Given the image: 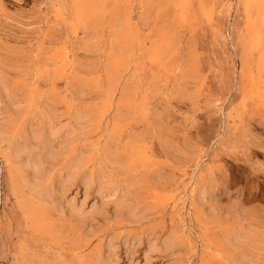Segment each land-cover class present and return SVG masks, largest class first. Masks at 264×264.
Instances as JSON below:
<instances>
[{"label": "bare ground", "instance_id": "1", "mask_svg": "<svg viewBox=\"0 0 264 264\" xmlns=\"http://www.w3.org/2000/svg\"><path fill=\"white\" fill-rule=\"evenodd\" d=\"M112 1L118 6L119 1L122 5H131L133 0L70 1L73 7L72 26L75 29L83 28L88 34L85 38L87 41L80 48L96 49L104 54V60L96 68V73L100 71V74L97 73L99 76L94 74V78H85L82 85L77 84L80 73L76 68V57H70L63 46L47 49L39 42L28 64L0 60V158L6 167L10 196L30 229L29 234L18 242L15 264H47L50 261L47 251L51 247L60 246L66 241L71 244L88 242L100 235V241L107 243V253L99 255V262L94 261L97 264H155L159 258L164 259L161 264H183L182 257L176 252L179 248L176 250L175 238L180 235L174 238L169 234L160 238L157 234L149 233V229L148 233L143 234L116 233L113 229H118V225H115L117 221L125 222L126 226H140L148 219L151 210L166 202L165 193L161 195L154 182L142 178L140 170L143 169L148 175V170L157 163L148 156L145 134L138 130V126L140 123L151 125V128L153 125L161 126L159 121L149 122L152 104L149 93L160 88L154 80L167 84L171 77L179 73L177 84L169 89L167 96L183 97L187 94L183 81L187 83L197 78L194 77L197 73H193L197 71L195 50L189 45L186 54L178 58L183 53H176L174 37L159 40L152 50L149 49L143 27L134 23L131 12L119 18L118 26L110 22V30H115L116 34L112 33L106 48L99 47L98 31L104 22L107 23L109 3ZM153 1L145 0L144 7H150ZM171 1H175L176 7L183 10L184 18L190 0ZM54 2L63 8L67 0ZM245 7L252 20L241 41V63L248 73L257 68L259 74H264V0H245ZM176 55L178 59L174 58ZM146 61L155 66L150 68L148 74H144ZM60 80L64 82L63 90H58ZM262 87L253 80L251 88L244 89L243 97H259ZM88 89L97 98L94 106L84 103L74 107L77 101H82ZM62 105L66 106L63 112L60 111ZM225 116L226 125L218 136L219 145L223 147L230 143L235 145L233 135L240 130L241 123L237 121L241 119L239 113L233 117V123L228 119L232 114ZM91 138L96 141L92 148H88L86 144ZM183 152L186 154L185 150L178 152L179 158ZM184 156L182 158L185 159ZM200 164H195L194 173L190 175L194 180L190 196L194 209L199 211L197 213L195 210L199 214L196 215L199 217H196L199 220L198 228L203 231L202 245L207 248V252L204 254L201 251L203 254L199 256H203L202 262L250 264L249 261L257 257L256 264H264L263 228L259 231V226L264 222L257 217L259 213L246 208L238 212L235 208L236 211L233 210V206H222L215 189L217 180L214 171L218 164L210 160L201 164L203 166ZM229 215H233L230 217L235 221L238 219L232 227L239 224L240 228L231 227L233 219L227 218L230 222L224 220ZM239 219L243 223L247 221L249 225L241 227ZM66 229L70 231H62ZM109 229L101 233V230ZM180 241L185 243V240ZM38 242H46L40 251L31 247V243ZM87 242L84 244L87 245ZM141 245L142 259L137 260L135 254ZM238 248L242 250L235 254L234 250Z\"/></svg>", "mask_w": 264, "mask_h": 264}, {"label": "rangeland", "instance_id": "2", "mask_svg": "<svg viewBox=\"0 0 264 264\" xmlns=\"http://www.w3.org/2000/svg\"><path fill=\"white\" fill-rule=\"evenodd\" d=\"M54 1L0 0V60L28 64L33 59V50L39 42H42L47 49L63 46L70 57H76V68L81 78L78 79L77 84L82 85L85 78L99 76L97 73L100 74V71L96 73V68L99 62L104 60V54L96 49L94 51L80 48L81 44L87 41L85 38L88 34L83 28L75 29L72 26L71 0H67L63 8ZM133 1L131 5H122L120 1L118 6L114 1L109 3L107 23L104 22L98 31L100 35L97 36V45L106 48L110 44L112 33L116 34L115 30H110V22L118 26L119 18L131 12L134 23H139L143 27L149 49L152 50L157 41L173 37L176 53L180 52L177 53L180 55L183 53L178 58L186 54L189 45L194 47L197 71L194 69L193 73H197V76L194 74L197 78L187 83L183 81V86H187L185 87L187 94L183 97L167 96L169 89L177 84L178 72L167 84L162 80H154L160 88L149 93V101L152 103L150 107L154 110L150 109L149 122L159 121L161 126L153 125L151 128L150 124L149 127L145 123H140L138 130L145 134L147 154L157 164L154 162L156 165L148 170V175H145L147 172L143 169L140 171L143 180L154 182L158 192L161 195L165 193L167 198L166 202L151 210L148 219L138 225L139 227L128 226L131 231L123 233L143 234L148 233L147 229H149V233L157 234L160 238L169 234L173 237L180 235L179 237H182L180 239L185 240V243L180 241L179 237L174 238L177 243L176 250L179 248L176 252L182 257L183 264H204L203 256L200 258V254L202 255V252L205 254L207 248L202 245L203 231L198 228L199 220L196 217L199 216L197 214L199 211L194 209L190 196V187L194 184L190 175H193L196 163L200 162L204 165L210 160L218 164V168L214 171L217 180L215 189L222 206H233V210L236 209L238 212L242 208L256 210L260 214H257V217L262 220L259 221L264 222V74H259L257 68L253 69L252 73H248L241 63L243 48L241 41L249 30L252 18L246 10L245 0H190L184 18L183 10L176 7L175 1L170 0L173 2L171 4L169 0H154L150 7L147 5L144 7L145 0ZM174 58L178 59L177 55ZM153 67L155 66L152 62L146 61L144 74H148ZM253 80L260 87L263 85V89L260 90L261 97L255 95L254 97L257 98H244L243 91L251 88ZM63 87L64 82L60 80L58 90H63ZM83 97L84 100L77 101L74 107L84 103L94 106L97 101V98H94L95 93L89 89L84 92ZM65 109L66 106H63L60 111L63 112ZM237 112L241 116L237 121L241 123L240 130H236L233 135V138H236H234L235 145L230 143L229 146L223 147L219 145V137L226 125L225 115L232 114L233 116L228 119L233 123V117L238 114ZM91 139L87 141L88 148H92L93 142L96 141ZM178 148L180 150L184 148L187 155L183 152L179 158L178 152L181 153L183 150L180 151ZM183 156L185 159L182 158ZM201 164L200 166H203ZM14 202L9 193L6 167L0 158V264L16 263L18 242L30 232L21 211ZM195 210L198 212L196 213ZM230 216L233 215L225 216L224 220L233 219L231 220L233 223L227 219L232 227L234 222L237 224L238 219L235 221ZM239 220L241 227L249 225L247 221L243 223L242 219ZM115 225H118L117 228L126 227L125 222L122 221L115 222ZM262 225L259 226V231L260 228L264 229V224ZM234 227L240 228V225ZM45 243H31V247L40 251L45 247ZM142 248V245L137 247L138 253L135 254L137 260L142 259ZM240 249L242 250V248L234 250V253L238 254ZM64 252L70 259L73 258L68 254H72L70 251L66 249ZM256 258H252L249 263L256 264L258 261ZM162 260L164 261L162 258L156 259L155 264L163 263ZM214 263L220 262L214 261ZM229 263L234 264L233 261Z\"/></svg>", "mask_w": 264, "mask_h": 264}, {"label": "crops", "instance_id": "3", "mask_svg": "<svg viewBox=\"0 0 264 264\" xmlns=\"http://www.w3.org/2000/svg\"><path fill=\"white\" fill-rule=\"evenodd\" d=\"M122 228H125V227H121V228H118V229H113V231H115V230H116V232H118V231L119 232H128V231H131V229H122ZM126 228H129V227L126 226ZM62 231L63 232H67V231H70V230L69 229H66V230H62ZM106 231H110V229L109 230H101V232H106ZM142 231H144V230H142ZM100 240H101V235L98 236V237H94L91 240L89 239L88 242L86 240V241H80L78 243L76 242V244H74V243L71 244V242L66 241V242H63L60 246L51 247V249L49 251H47V256L50 259L49 263H47V264H87V263L89 264L90 262H91V264H93L94 261L97 262L96 260L100 259L101 254L107 253V252H105L106 251L105 247H107V243L104 242V241H100ZM84 242H87L86 243L87 245H85ZM99 242L101 243V245L99 244ZM68 244L69 245L71 244V245L69 246ZM96 245H97L98 248L96 247ZM55 247H57V248H55ZM79 247L82 250L79 249ZM74 248H76V249H74ZM66 249L72 253V254L68 253L69 255H71L73 257L72 259H70L69 257L66 256V252H64V250H66ZM98 249H100V250H98ZM89 251H90V253H89ZM98 252H101V253L98 254V257H95ZM120 254H121V257H123L122 251L120 252ZM56 255L57 256H60L61 255V256L60 257H56ZM76 256H78V257H76ZM80 256H81V258H80ZM87 256L89 257L88 260L86 259ZM90 257H91V259H90ZM55 258H56V260H55ZM94 258H97V259H94ZM98 262H99V260H98ZM97 263H95V264H97Z\"/></svg>", "mask_w": 264, "mask_h": 264}]
</instances>
